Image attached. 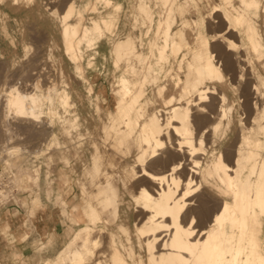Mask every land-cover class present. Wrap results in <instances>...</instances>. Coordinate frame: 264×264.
<instances>
[{
    "label": "bare ground",
    "instance_id": "bare-ground-1",
    "mask_svg": "<svg viewBox=\"0 0 264 264\" xmlns=\"http://www.w3.org/2000/svg\"><path fill=\"white\" fill-rule=\"evenodd\" d=\"M91 1L51 12L73 76L86 88L85 56L117 31L123 8L93 0L104 9L92 29L83 20ZM134 9L139 48L129 36L108 39L114 65L124 64L109 122L61 115L82 104L81 94L73 88L72 101L63 74L59 81L39 58L30 74L23 69L28 78L20 72L1 85L8 142L15 121L47 132L58 118V201L68 219L75 182L81 190L71 207L78 228L45 264H264V0H136ZM10 143L0 154L20 155L23 148ZM3 160L17 163L15 184L24 173L39 181L36 169ZM70 163L82 165L78 178Z\"/></svg>",
    "mask_w": 264,
    "mask_h": 264
},
{
    "label": "rangeland",
    "instance_id": "rangeland-1",
    "mask_svg": "<svg viewBox=\"0 0 264 264\" xmlns=\"http://www.w3.org/2000/svg\"><path fill=\"white\" fill-rule=\"evenodd\" d=\"M69 1L70 0H19L18 3H14V0L0 1V88L1 85L3 87L5 78H8L9 82H15L19 79V76H21L22 73H24L22 74L23 76L26 75L25 72L27 73V70L30 68L31 61L33 62L39 58V61H46L47 65L56 72V75L59 76V81L61 80V73L63 74L64 78L68 82V88L72 101L76 100V94L73 88L78 89L81 94L80 99L82 100V104H73V106H71L72 108L68 111L70 114L68 112L66 113L63 108H60V114L62 113L61 115H63L65 113V115L69 117L73 115V111H75L81 113V117L83 116V119L86 118L85 122L87 124H105L106 122H109V113H115L117 100L114 95V87L116 86L117 77L124 69V64H120L118 66L114 65L113 58L110 53L111 42L108 39L110 38V40H114V38L117 39L119 36L124 39L129 36L136 46V50L139 48L138 34H140V29H142V27L139 23L137 24L134 21V3L136 0H115L120 1L123 5V8L119 12L120 17L117 20V31L114 32L115 34L113 33V35L108 33L107 37L100 39L99 43L96 45L97 47L88 51L90 56L88 53L85 56L87 88L85 85L79 86V84H77V80L73 76V63L65 55L63 50L60 19L58 18L57 20L51 15V12L55 9V7L59 14L63 12ZM84 1L85 0H77V5H83ZM195 1L206 5L208 2L215 0ZM95 2L96 0H94V4ZM92 3L93 0L91 1V4ZM94 4H92V6L89 5V7L86 8L83 18L84 22H86L92 29H95L94 20L98 18L99 11L104 9V4L97 3V8H93ZM112 9V6L108 8V10ZM207 9H209V7H207L206 10ZM207 13L209 12L206 11V14ZM78 19L79 17L75 16L71 19V21H77ZM217 26H219L218 23L215 24L214 30L219 29ZM211 29L213 30V28ZM50 48L53 53L52 57H49L47 54V51H50L47 49ZM88 58H92L95 61L94 66H88ZM23 69H25V72ZM29 72L30 71L28 70V73ZM16 74L20 75L16 77ZM11 75L13 76L14 81L9 79V77L12 78ZM28 75H26L27 77L25 78L30 76ZM1 101L2 100H0V103H2ZM161 105H163L162 102H158L156 104V106ZM2 109L3 105L0 104V148H2L4 144L8 143L9 145L10 143L7 140L8 134L5 131L6 126L5 124H2ZM233 114L235 115L234 119L236 121L239 118V116L236 115V109ZM15 123L11 125V127L14 128L12 129L14 134L11 139L12 143H10V146L19 145L23 148V150L18 156H14L13 158L10 156L11 161H17L20 165L28 167L30 170L32 169V171L36 169L39 172V181L37 183L30 182V178L26 173H24L23 180L20 185H18L19 181L15 184V181H13V178L15 177L13 172L18 171L19 169L17 168L19 167L16 162V165L6 164L3 159L5 155L10 158L9 154L5 151L1 152L0 173H2L0 174V189H2L0 191L4 190V193L2 192V194L0 192V207L11 202H22V197L24 195L30 197L34 204L39 201V194H42L48 199L56 197L60 218L62 221L64 220L68 222L71 232L73 233L78 226L74 225L71 221V207L72 203L81 201V190L79 189L77 182H75L73 191H71L68 195V201L70 202L68 208L69 219L68 217L66 218V216L63 217L60 212V203L58 201V174L62 172V164L58 161V118L56 123L53 124V126H50L47 132L43 131V128L46 127L45 125L37 128L34 124L19 121H15ZM31 125H33V127ZM42 132L44 135L41 134ZM13 140L15 141V144ZM77 150H80V148ZM78 163H80V161ZM78 163L76 165L70 163V166L68 167V172L70 173L72 179L78 178L77 173H79L82 166L81 164L78 165ZM5 192L7 194H5ZM51 242V239L47 242L41 241L37 244L36 254H31L30 256H25L24 258H19V256L15 257L14 261L7 262V264H45V259L54 257L58 252L56 251L51 254L42 253V251L46 249Z\"/></svg>",
    "mask_w": 264,
    "mask_h": 264
},
{
    "label": "crops",
    "instance_id": "crops-1",
    "mask_svg": "<svg viewBox=\"0 0 264 264\" xmlns=\"http://www.w3.org/2000/svg\"><path fill=\"white\" fill-rule=\"evenodd\" d=\"M22 200L0 207V264L12 262L18 256L24 258L36 254L37 244L49 239L52 242L42 253L60 251L76 230L72 233L68 222L61 220L56 197L48 199L39 194L36 204L27 195ZM60 212L65 217L62 210Z\"/></svg>",
    "mask_w": 264,
    "mask_h": 264
}]
</instances>
